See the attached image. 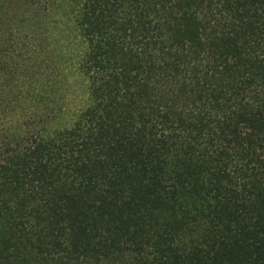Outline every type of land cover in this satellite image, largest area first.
Instances as JSON below:
<instances>
[{"label":"trees","instance_id":"1","mask_svg":"<svg viewBox=\"0 0 264 264\" xmlns=\"http://www.w3.org/2000/svg\"><path fill=\"white\" fill-rule=\"evenodd\" d=\"M22 5L0 264H264V0Z\"/></svg>","mask_w":264,"mask_h":264},{"label":"rangeland","instance_id":"2","mask_svg":"<svg viewBox=\"0 0 264 264\" xmlns=\"http://www.w3.org/2000/svg\"><path fill=\"white\" fill-rule=\"evenodd\" d=\"M27 0H0V27L3 26V24L7 23L8 20L12 19V22H20L22 20H29L32 25H34L38 30L39 28H43L50 20L49 16H45V14L39 13L35 14L33 13L30 18H26L28 16L29 10H27L26 7H24L22 4ZM30 1V0H28ZM37 1V0H35ZM43 1V0H39ZM10 9L12 11V17L10 18L6 14V10ZM26 23V22H25ZM28 23V21H27ZM16 24V23H15ZM4 45H0V53Z\"/></svg>","mask_w":264,"mask_h":264}]
</instances>
